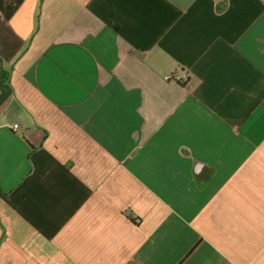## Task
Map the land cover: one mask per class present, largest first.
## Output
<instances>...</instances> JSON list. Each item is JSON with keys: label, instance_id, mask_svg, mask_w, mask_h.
I'll list each match as a JSON object with an SVG mask.
<instances>
[{"label": "crops", "instance_id": "obj_1", "mask_svg": "<svg viewBox=\"0 0 264 264\" xmlns=\"http://www.w3.org/2000/svg\"><path fill=\"white\" fill-rule=\"evenodd\" d=\"M0 264H264V0H0Z\"/></svg>", "mask_w": 264, "mask_h": 264}, {"label": "clouds", "instance_id": "obj_2", "mask_svg": "<svg viewBox=\"0 0 264 264\" xmlns=\"http://www.w3.org/2000/svg\"><path fill=\"white\" fill-rule=\"evenodd\" d=\"M201 171H202V168L200 166H198L196 169V174H199Z\"/></svg>", "mask_w": 264, "mask_h": 264}, {"label": "built area", "instance_id": "obj_3", "mask_svg": "<svg viewBox=\"0 0 264 264\" xmlns=\"http://www.w3.org/2000/svg\"><path fill=\"white\" fill-rule=\"evenodd\" d=\"M14 126H15V127H18V124H15Z\"/></svg>", "mask_w": 264, "mask_h": 264}]
</instances>
